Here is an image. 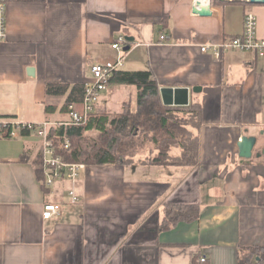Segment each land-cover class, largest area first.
Returning a JSON list of instances; mask_svg holds the SVG:
<instances>
[{
    "label": "crops",
    "instance_id": "obj_1",
    "mask_svg": "<svg viewBox=\"0 0 264 264\" xmlns=\"http://www.w3.org/2000/svg\"><path fill=\"white\" fill-rule=\"evenodd\" d=\"M209 7L206 17L193 13L192 0L8 1L0 122L57 124V114L46 120L45 85L90 83V66L115 59L111 45L123 36L133 42L122 51V70L150 71L159 90L189 89L200 147L195 167L141 163L155 155L147 150L131 165L86 167L76 182L79 203L70 205L69 182L44 192L37 180L34 134L0 137V264H200L201 257L240 264L247 249L264 250V56L228 51L215 61L200 52L240 36L247 12L264 40V4L210 0ZM124 88L133 93L115 99ZM126 104L135 108V88L110 85L95 112L117 115ZM243 137L256 139L248 159L239 156ZM48 203L62 204L59 219H42ZM166 205L193 208L197 217L170 224ZM260 258L264 264V251L251 264Z\"/></svg>",
    "mask_w": 264,
    "mask_h": 264
},
{
    "label": "trees",
    "instance_id": "obj_2",
    "mask_svg": "<svg viewBox=\"0 0 264 264\" xmlns=\"http://www.w3.org/2000/svg\"><path fill=\"white\" fill-rule=\"evenodd\" d=\"M110 85L134 87L136 104L132 109L126 104L121 113L97 114L94 112L84 126H52L48 136L55 142L56 152L67 163H81L86 167L105 165H131L147 150L148 156L141 163L164 166L195 167L199 163V136L197 134L199 107L191 102L185 107L164 106L159 85L150 71H124L113 73ZM85 85H45L46 120L57 114L58 123L64 122L71 110L81 112ZM71 108V109H70ZM196 121V122H195ZM57 123V124H58ZM194 131H191L189 127ZM10 128L7 129L9 131ZM93 133L97 135L92 136ZM33 131L21 130V137H28ZM0 137L10 139L4 130ZM66 141L68 146L65 148ZM180 150L173 157L171 151ZM37 180L47 191L42 168L41 150L33 161ZM170 224L183 220L191 221L197 214L193 208L164 207ZM263 249H247L240 264H251L253 255ZM258 264H263L262 259Z\"/></svg>",
    "mask_w": 264,
    "mask_h": 264
},
{
    "label": "built area",
    "instance_id": "obj_3",
    "mask_svg": "<svg viewBox=\"0 0 264 264\" xmlns=\"http://www.w3.org/2000/svg\"><path fill=\"white\" fill-rule=\"evenodd\" d=\"M9 0H0V41L6 38V8ZM248 2L249 0H243ZM262 1V0H257ZM200 6H209L210 0H192L193 9H199ZM161 40L164 39L162 36ZM127 41L120 36L111 45V48L117 51L118 56L112 60L95 62L90 66L92 81L85 85L82 101V111L71 110L68 120L58 124L31 125L20 124L8 121L0 122V130H4L10 139L21 137V130L33 131V134L41 142L42 168L45 178V186L52 188L59 182L67 181L71 184L67 190V200L70 205L79 203V196L75 189V184L80 174L85 170V165L81 163H67L56 152L55 142L49 138L50 127L54 126H84L90 116L95 112L96 105L99 103L102 95L109 87L110 79L114 72L123 69V57L121 56ZM228 51H252L257 56H264V40H258L256 37V19L254 15L247 12L243 19V32L240 36L230 38L221 44H208L200 46L202 54H209L215 61H220L222 56ZM71 109V108H70ZM10 128L9 131L7 129ZM68 146L66 141L65 148ZM63 208L60 203H48L43 206L42 219L44 221L52 218L59 219L62 216ZM206 259L201 257L200 264H204Z\"/></svg>",
    "mask_w": 264,
    "mask_h": 264
},
{
    "label": "water",
    "instance_id": "obj_4",
    "mask_svg": "<svg viewBox=\"0 0 264 264\" xmlns=\"http://www.w3.org/2000/svg\"><path fill=\"white\" fill-rule=\"evenodd\" d=\"M248 3L250 4H257V3H263L262 1L257 0H249ZM199 9H193L194 14H198L200 16H210V7L209 6H200L198 4ZM127 42H133V39L125 38ZM129 49L128 46L124 47L123 50L127 51ZM27 75L28 77H34L35 70L33 67H30L27 69ZM196 91V90H194ZM160 97L162 100V103L164 106L169 107H185L189 104V89L188 88H161L159 90ZM256 143V139L252 137H243L241 139V142L238 143V150H239V156L241 158L248 159L251 156L253 147Z\"/></svg>",
    "mask_w": 264,
    "mask_h": 264
},
{
    "label": "rangeland",
    "instance_id": "obj_5",
    "mask_svg": "<svg viewBox=\"0 0 264 264\" xmlns=\"http://www.w3.org/2000/svg\"><path fill=\"white\" fill-rule=\"evenodd\" d=\"M129 87V86H128ZM130 92L131 93H133V91H128V89L127 88H124V92L122 91V92H115V93H113V96H114V98L115 99H120V98H122L123 96L125 97V99H128L127 97H128V95H130ZM116 111H117V109H116ZM67 120H68V118H67ZM66 120V121H67ZM95 135H97V133H93V135L92 136H95ZM86 167V166H85ZM141 175L142 174H144V173H142V172H139ZM139 174V175H140ZM78 181V180H77ZM70 187H71V184H70ZM69 187V188H70ZM75 189H76V184H75Z\"/></svg>",
    "mask_w": 264,
    "mask_h": 264
}]
</instances>
